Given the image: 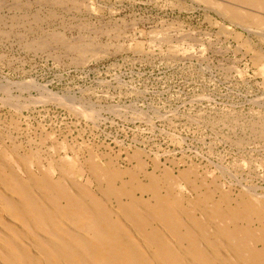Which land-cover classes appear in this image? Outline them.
I'll return each mask as SVG.
<instances>
[{
	"label": "rangeland",
	"instance_id": "374dc122",
	"mask_svg": "<svg viewBox=\"0 0 264 264\" xmlns=\"http://www.w3.org/2000/svg\"><path fill=\"white\" fill-rule=\"evenodd\" d=\"M263 31L231 0H0V163L112 208L105 170L264 203Z\"/></svg>",
	"mask_w": 264,
	"mask_h": 264
},
{
	"label": "bare ground",
	"instance_id": "6f19581e",
	"mask_svg": "<svg viewBox=\"0 0 264 264\" xmlns=\"http://www.w3.org/2000/svg\"><path fill=\"white\" fill-rule=\"evenodd\" d=\"M231 1L264 13V0ZM11 168L0 163V264H264V203L247 192L218 198L204 188L186 202L168 175L164 185H139L148 202L105 170L112 208L82 188L29 172L27 181Z\"/></svg>",
	"mask_w": 264,
	"mask_h": 264
}]
</instances>
